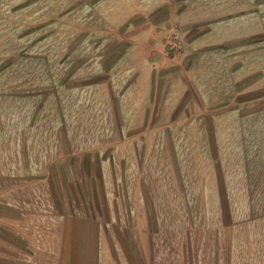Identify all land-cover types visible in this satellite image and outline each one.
<instances>
[{
  "label": "rangeland",
  "instance_id": "obj_1",
  "mask_svg": "<svg viewBox=\"0 0 264 264\" xmlns=\"http://www.w3.org/2000/svg\"><path fill=\"white\" fill-rule=\"evenodd\" d=\"M0 125L101 264H264V0H0Z\"/></svg>",
  "mask_w": 264,
  "mask_h": 264
},
{
  "label": "crops",
  "instance_id": "obj_2",
  "mask_svg": "<svg viewBox=\"0 0 264 264\" xmlns=\"http://www.w3.org/2000/svg\"><path fill=\"white\" fill-rule=\"evenodd\" d=\"M147 35L135 39L145 41ZM4 130L0 125V136L7 137L0 143V151L4 146L22 144L20 136L10 138L12 134H3ZM13 148L6 156L11 167L0 171V264H101L106 237L97 217L75 213L28 215L23 210L19 186L21 175L29 171L20 172L25 155ZM13 160L19 168H12Z\"/></svg>",
  "mask_w": 264,
  "mask_h": 264
}]
</instances>
